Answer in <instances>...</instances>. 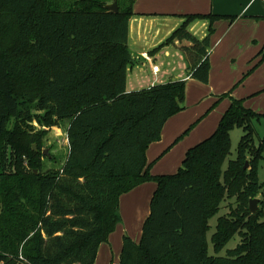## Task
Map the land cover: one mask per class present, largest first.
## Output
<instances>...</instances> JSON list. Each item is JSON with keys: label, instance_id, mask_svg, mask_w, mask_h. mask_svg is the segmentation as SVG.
<instances>
[{"label": "trees", "instance_id": "1", "mask_svg": "<svg viewBox=\"0 0 264 264\" xmlns=\"http://www.w3.org/2000/svg\"><path fill=\"white\" fill-rule=\"evenodd\" d=\"M117 1L118 12L105 7ZM135 0H0V264H95L121 220L120 197L154 181L150 213L135 241L124 234L118 264H264L259 167L264 113L231 98L217 129L191 147L177 173H150L147 149L185 106L187 79L127 90ZM154 51L179 41L188 76L210 78L215 23L234 15L192 13ZM209 21L199 38L189 26ZM251 73L264 61V45ZM40 111V113H37ZM68 122V155L45 169L44 139ZM243 133L237 156L233 129ZM37 145V150L33 145ZM248 163V167L246 166ZM209 253V220L226 201ZM241 241L218 253L235 236Z\"/></svg>", "mask_w": 264, "mask_h": 264}, {"label": "crops", "instance_id": "2", "mask_svg": "<svg viewBox=\"0 0 264 264\" xmlns=\"http://www.w3.org/2000/svg\"><path fill=\"white\" fill-rule=\"evenodd\" d=\"M258 7H264V0H135L134 15L129 22V47L135 62L128 68L127 90H138L184 78L187 79L189 87L195 90L196 100L210 91H225L238 79L237 74L230 75V73L243 69L246 62L254 59L264 45V17L255 18L264 16V11H262L264 8L259 10ZM211 12L236 15L237 19L232 22L222 19L215 23V33L212 36L213 44L209 51L210 82L201 86L200 81L188 76V62L182 51L184 43L177 40L163 46L158 51L153 52V50L184 22V15ZM208 27V20L199 19L192 22L189 29L199 38H204L207 35ZM236 58L240 67L236 65ZM258 59L250 62H256ZM154 65L159 66V71H153ZM263 72L264 61L252 74L253 76L259 73L258 78L254 80L253 87L237 88L234 92L236 96L233 95L235 98L244 99V104L247 107L261 113L264 111L258 107L259 96L250 99V95L264 90V78H261ZM230 103L231 100L228 103L226 101V105ZM196 115L195 113L187 116L178 114L169 118L163 126L161 139L151 143L147 149L148 162L159 160V155L167 149ZM187 148L189 147L184 146L183 142L175 145L156 162L154 171L159 172L158 174H169L179 162V158H175V151L179 149L180 157ZM155 189L156 184L147 181L121 195L122 216L125 218V222L127 221V227L129 226L128 229L125 227L124 232L129 233L135 241L141 239L142 233L138 228L139 226L141 228L142 222L150 213L148 202L149 200L151 202ZM123 234L121 236L118 232L110 234L108 241L100 245L95 264L100 259H103L105 263L104 260H107L111 253L114 256L116 252L114 248L122 249ZM119 246L120 248H118Z\"/></svg>", "mask_w": 264, "mask_h": 264}, {"label": "rangeland", "instance_id": "3", "mask_svg": "<svg viewBox=\"0 0 264 264\" xmlns=\"http://www.w3.org/2000/svg\"><path fill=\"white\" fill-rule=\"evenodd\" d=\"M258 8H259V10H261L264 7H258ZM262 11H264V10H262ZM234 16H236V15H234ZM262 17H264V16H257L255 18H262ZM236 19H237V16H236ZM246 52H248V50ZM253 60H255V57H254V59L249 60L248 63L246 62L243 69L238 70V72L232 71L230 73V75L237 74L238 79L236 81H234L230 85V87L228 89H226L225 91H222V92L210 91L207 94L203 95L201 98L196 100L195 90L191 89L189 87V84H187L185 99L183 101V105L185 106V108L182 111L172 115L170 118H172L178 114H183V115L187 116L188 114L195 113L197 115L192 119V121H190L188 123L186 128L179 134V136L177 138H175V140L167 147V149L164 150L159 155V160H160V158L163 155H165L168 151H170L175 145L179 144L180 142H183L184 146L189 147L184 151L183 155H180V157L178 154L179 149H177L175 151V156H176L175 158H179V162L175 166V169L173 171H171L169 174L177 173L179 168L183 164V161L185 159L187 151L191 147L195 146L196 144H198L199 142H201L202 140L207 138V136H210L217 129L222 116L224 115V113L226 112V110L230 106V104L226 105V101H227V103L230 102L231 98L228 95H225V93H229L231 91V95L236 96L234 94V92L236 91L235 89L244 88V87H246L248 89V88L253 87L254 80H256L258 78L259 73L256 75H253V76H252V74L263 63L262 62L251 73H249L252 65L255 63V62H253V63L250 62ZM235 62H236V65L238 66L239 62L237 61V58H236ZM238 67H240V66H238ZM261 78H264V72L261 75ZM209 82H210V80H209ZM199 84H201V86H205L204 83L199 82ZM259 91L251 94L250 99H252V98L255 99V98H257V96H259L260 100L258 102L259 103L258 107L264 111V92H262L264 90L262 89V91L261 90H259ZM260 93H261V95H260ZM37 113H40V111H37ZM262 113H264V112H262ZM31 123L38 130L39 129L49 130L48 133L46 134L45 139H44V147L42 149V152L45 150V154L43 153L44 157H45L44 158L45 169H48L51 167H60L62 165V163H64V161L68 155V151H69V142H68V137H67V132H66L68 122H63L61 126H54L52 128H47L43 124L39 123L37 118H35ZM213 125H214V127H212ZM256 127L258 128L257 131H258L259 135L264 136V117L261 119V121L259 123L258 122L256 123ZM242 133H243V131L241 128L233 129V131L231 133V139H232L231 153L227 157V159L224 163V168H227L228 162L231 159L236 158L238 145H239ZM201 137H203V138H201ZM159 160H157V161H159ZM157 161L148 162L150 164V173L151 174L159 175L158 174L159 172L154 171V167L157 164L156 163ZM259 180H260V182L264 183V158L261 161L260 167H259ZM151 182H154V181H151ZM258 198L264 199V195L260 194V196ZM229 203H230V201L226 200L221 205L219 212L209 220L210 228L207 232V239H208V243H209V253L210 254H216V252L214 251V248H213V243L211 241V237H212V234L216 230L218 218L220 216L228 213V204ZM148 206L150 207V200L148 202ZM119 213L121 216V220L118 223L117 228L113 233L117 234V232H118L119 236H121L123 233L130 235L129 233L124 232L125 227L128 229L129 226L127 227V225H128V224L126 225L127 221L125 222V218H123V216H122L121 208H119ZM143 223H144V221L141 224V228H140V226L138 228L139 231H141V233H142ZM112 240H114V239H112ZM240 241H241V236L238 233L235 234V236H233V238L225 245V247L218 254L221 256L226 255L227 250L236 247ZM118 248H120V246ZM114 250L116 251L114 256H112V253H111L109 255L108 259L104 260L105 263L103 262V259H100V261H98L97 264H114L116 262L118 264V262L120 261V253H121L120 251L121 250L115 249V248H114Z\"/></svg>", "mask_w": 264, "mask_h": 264}, {"label": "water", "instance_id": "4", "mask_svg": "<svg viewBox=\"0 0 264 264\" xmlns=\"http://www.w3.org/2000/svg\"><path fill=\"white\" fill-rule=\"evenodd\" d=\"M105 7L111 11H114V12H118L119 11V8H118V3L117 1H113L111 3H108L105 5ZM33 148L35 150H37V145L34 144L33 145ZM43 153L45 154V150L43 151ZM245 167H248V163H246V166ZM259 200L260 198H253L250 200V204H249V209L251 211V213H256L259 209Z\"/></svg>", "mask_w": 264, "mask_h": 264}, {"label": "built area", "instance_id": "5", "mask_svg": "<svg viewBox=\"0 0 264 264\" xmlns=\"http://www.w3.org/2000/svg\"><path fill=\"white\" fill-rule=\"evenodd\" d=\"M153 71H154V72L159 71V66H158V65H154V66H153Z\"/></svg>", "mask_w": 264, "mask_h": 264}]
</instances>
